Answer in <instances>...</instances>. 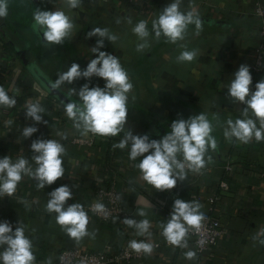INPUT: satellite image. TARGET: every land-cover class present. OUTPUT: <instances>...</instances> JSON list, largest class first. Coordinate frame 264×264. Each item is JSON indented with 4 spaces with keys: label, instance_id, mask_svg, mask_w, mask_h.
I'll return each mask as SVG.
<instances>
[{
    "label": "crops",
    "instance_id": "1",
    "mask_svg": "<svg viewBox=\"0 0 264 264\" xmlns=\"http://www.w3.org/2000/svg\"><path fill=\"white\" fill-rule=\"evenodd\" d=\"M22 1L27 2V0ZM58 1H61L59 6L66 2V0H56ZM253 1L182 0L180 5L182 12L192 11L199 19L221 23L220 30L206 31L209 38L212 35L219 38L216 47L206 45L193 63L187 67L188 71L184 77L178 75L181 72L180 69L184 67L178 61L168 64V56L165 53L155 61L158 65L154 83L150 77L143 79L140 76L145 87L155 85L156 95L158 92L159 96L163 94L168 96L167 101H171L174 106L172 111L175 112L182 101L195 109L181 114L177 112L175 116L169 118H163V115L157 116L161 123H169L173 118L188 119L202 112L213 122L212 136L216 139L217 148L215 151L209 148L206 154V161L208 156H211V162L206 163V171L201 181L195 182L192 172L186 171L187 178L184 182L177 181L176 187L170 191H157L143 180L141 171L136 167L143 157H138L135 161L129 159L131 144L121 150L113 148L114 144L102 140L95 142L94 153L97 159L92 162L96 169L88 174V179H82L77 184L73 175L80 170V167L72 160L83 159L84 150L82 147L71 145L70 140L79 136L81 131L73 127V121L67 117L65 108L46 95L20 63H18L20 67L16 64L17 60L9 48V51L4 49L0 40V56L3 55V59L10 61L13 67L0 72V87H3L7 94L17 101L14 108L0 106V159L9 156L15 162L24 157L29 160L35 170L37 165L31 159L34 155L31 152L33 140L37 138L56 140L66 149V154L62 157L65 174L53 185H46L44 189H39L35 179L25 176L18 184L13 196H0V222L8 221L15 230L17 222L20 221L25 228L26 237L32 242L36 262L41 261L47 264L49 259L53 261L57 251L62 247L77 246L90 250L109 243L112 249L116 250L132 240L152 243L155 240L165 239L161 234L163 231L161 225L166 224L170 217H162L154 205L161 201L165 202L171 214L175 199L200 202L202 198L215 191L217 180L223 179L227 187L216 201L215 213L221 218L226 231L209 250L206 264H264V244L260 243V240H264V142L253 139L250 143L243 144L235 138L226 139L224 136L229 119L235 121L245 118L242 115L244 106L232 101L227 87L234 79V74L239 67L250 64L256 24V19L252 15ZM259 1L264 2V0ZM9 2L13 3V0H7V3ZM172 2L173 0H139L136 11H146V19L152 29V21L157 19L160 12ZM43 3L46 6L49 4L47 0H43ZM147 5H151V9L146 8ZM93 8V0H82L78 10L84 9L82 10L83 19L80 20L81 24L74 23V27L80 25L77 26L78 29L85 32H89L94 27L105 28L106 21L103 18H97L88 12V9ZM157 9L160 11L158 12ZM7 17H9L10 27L13 28L12 34L9 33L8 36L14 40L12 35L18 34L19 23L21 22L22 25L27 23V17L23 15V12L20 14L18 12L15 16L9 11ZM7 17L2 22L3 30L7 28ZM125 20L116 19V22L120 21L122 25L116 22L109 25L115 30L113 34L110 31V34L117 37L118 44L117 49L114 50V46L110 47L111 42L105 39L104 47L107 48V53H115L117 50L121 52L125 48L122 44L123 40H126L127 44L136 46L142 42L136 35H124L122 29ZM109 26L106 28L110 30ZM187 34L185 40L189 41L201 35L193 33L191 28L187 30ZM186 49L194 50L191 46ZM210 60L218 61L216 63L218 66L212 68ZM166 69H170V72ZM214 71L218 74V78L215 77ZM134 80L140 82L138 78ZM28 103H39L44 108L43 119L47 121V124H35L30 119H26ZM155 103L158 101L156 100ZM249 115L251 116V113ZM53 124L58 126L50 132ZM26 126L38 128V131L27 139L22 134ZM164 135L160 132L156 140ZM65 136L66 138H62ZM178 159L183 157L178 156ZM223 163L230 164L231 168L227 173L223 170ZM106 166L115 167L118 175L125 174L124 185L131 187L130 193L125 196L126 206L130 210L128 218L137 221L149 220L152 233L150 238L137 235L136 229L125 225L123 220L99 222L87 213L89 220L87 228L89 233H94V236L85 237L77 243L56 223V213H49L46 210L48 194L63 185L69 187L76 200L67 202L66 206L80 202L87 189L94 186L95 179L105 174ZM139 211H144L147 215L140 217ZM254 237L257 239H253ZM188 251H193V248L190 246L179 250L163 247L160 252L153 250L151 255L143 253L141 258L133 264H192L194 259L189 260L184 255Z\"/></svg>",
    "mask_w": 264,
    "mask_h": 264
},
{
    "label": "clouds",
    "instance_id": "2",
    "mask_svg": "<svg viewBox=\"0 0 264 264\" xmlns=\"http://www.w3.org/2000/svg\"><path fill=\"white\" fill-rule=\"evenodd\" d=\"M66 3L69 8L75 9L81 5L82 0H66ZM181 3L182 0H173L160 12L158 18L152 21V32L157 40L163 36L170 43L176 44L185 39L189 25L196 26L197 35L202 30V22L198 16L192 11L182 12ZM7 15V0H0V18H5ZM33 18L42 32L43 40L49 45H62L72 35L74 24L64 11H42L37 8L34 10ZM128 22L131 23V20L129 19ZM147 23L141 20L132 29L142 41L137 45V51H144L150 47L151 33ZM94 36L98 39L91 51L96 58L91 59L83 70L79 64L73 63L51 85L52 89L57 90L80 79L90 82L93 77H97L105 81L103 88L91 87L90 83L83 84L79 90L68 88L67 96L78 98L69 99L65 104V113L73 121V127L80 130L82 135L91 133L103 137H115L123 132V139L114 144L113 148L123 150L131 144L129 159L135 161L138 157H143L136 167L141 171L143 180L157 191H170L176 187L177 181L184 182L187 178L186 169L193 173H201L206 163L211 162V156H208L207 161L205 159L209 148L213 151L217 148L216 139L212 136L213 126L208 117L202 112L186 120H175L171 124V131L159 140H150L147 134L133 135L132 131L126 128L128 100L133 84L126 70L121 66L119 58L100 51L104 47L105 39L113 44L117 37L110 34L107 28L99 27H94L88 32L86 38ZM197 55V50H185L177 57V61L190 63ZM251 85L252 76L249 66L241 65L227 87L232 101L244 106L242 115L245 118L235 121L229 119L224 136L226 139L235 138L243 144H248L253 139L264 142V80L255 85V91L251 90ZM16 103V99L10 97L5 89L0 87V106L14 108ZM26 109V119H30L35 124H47L43 119L45 110L39 103H28ZM37 131L38 128L34 126H26L22 134L27 139ZM31 152L34 154L31 159L37 165L35 170L24 157L15 162L9 156L0 159V196H13L25 176L35 179L39 189L53 185L64 176L62 157L66 154V149L60 142L37 138L31 143ZM178 156H182L183 160L178 159ZM48 196L46 210L49 213H56V223L71 239L79 243L85 237L94 236V233L88 231L89 220L83 206L79 203L66 206L67 201L73 199V193L67 185L56 188ZM93 207L98 213L106 212L102 203H96ZM201 208L199 202L174 200L170 219L166 224L161 225L163 229L161 234L167 243L179 248L188 247L187 238L190 229L199 232L203 226L205 217ZM138 215L145 217L147 214L139 211ZM123 223L135 228L139 236L150 238L152 235L151 223L147 219L137 221L125 218ZM260 243L264 244V240H260ZM128 247L137 254L145 255H151L154 250L152 243L137 240L130 241ZM0 248L3 249L0 251V264H36L32 242L26 237L25 228L20 221L17 222L15 230L8 221L0 222ZM184 255L189 260L196 257L194 251H188ZM47 264H52L51 259Z\"/></svg>",
    "mask_w": 264,
    "mask_h": 264
},
{
    "label": "built area",
    "instance_id": "3",
    "mask_svg": "<svg viewBox=\"0 0 264 264\" xmlns=\"http://www.w3.org/2000/svg\"><path fill=\"white\" fill-rule=\"evenodd\" d=\"M138 2L139 0H93L94 8L88 9V12L97 18H103L107 26H109L116 22V19L122 18L125 20L129 16L133 17L134 15L131 13H135ZM146 8L151 9V5H147ZM145 13L146 11L143 10L138 11L140 16H136L137 20L149 22L148 19H146ZM100 15L103 17H100ZM116 15H119V18L116 17ZM252 15L256 19V24L254 26L255 42L251 53L249 70L253 77L250 87L252 91H255V85L261 80H264V2L259 0L253 1ZM117 24L122 25L120 21ZM147 26L151 33V25L147 23ZM109 28L113 34L115 30L110 26ZM7 68H13L12 63L4 60L3 55H1L0 72ZM217 75L218 74L215 73L216 78L219 77ZM57 126V124L51 125L50 132L55 130ZM123 137L124 135L122 134L115 137H103L88 133L87 135L80 134L72 138L70 144L82 147L84 150L83 159L72 160V162L80 167V170L74 172L73 175L76 183L78 184L82 179H88V174L96 169L95 164L92 162V160L94 161V159H97L94 153L96 141L102 140L106 143L117 144ZM230 168L229 163H223L224 172L227 173ZM186 171L189 170L186 169ZM205 171L206 168H204L201 173L192 172L195 182L201 181ZM124 182L125 174L121 173L118 175L116 174L115 167L111 168L110 166H106L105 174L95 179L94 186L88 188L84 198L77 203L81 204L84 211L99 222L122 221L130 215V210L125 203V196L130 193L129 189L131 187L125 186ZM226 187L227 184L225 180L218 179L215 184V191L202 198L199 202L202 205L201 212H203L205 217L202 222L203 226L199 232L190 229L187 238L188 247L191 246L196 253V257L192 264H206L207 255L210 252L209 250L226 231V227L221 221V218L215 213L216 201H218L222 193L226 191ZM74 200L73 194V199L67 202H74ZM96 203H102L105 206L106 212H96L93 207ZM154 207L162 217H170V210L165 202L161 201L155 204ZM152 244L154 245V250L158 252H160L163 247L178 248L179 250L188 248L172 246L167 243L165 239L152 241ZM128 245L129 244L120 246L116 250H113L109 243H104L90 250H84L77 246L62 247L57 251L52 264H133V262L141 258L143 253L137 254L130 249ZM0 251H3V249L0 248ZM36 264L44 263L38 261Z\"/></svg>",
    "mask_w": 264,
    "mask_h": 264
},
{
    "label": "rangeland",
    "instance_id": "4",
    "mask_svg": "<svg viewBox=\"0 0 264 264\" xmlns=\"http://www.w3.org/2000/svg\"><path fill=\"white\" fill-rule=\"evenodd\" d=\"M49 2L48 6H47V11H55V10H60V11H64L66 15H68L72 21V23H80V20L83 19L82 15H83V11L84 9L78 10V8L75 9H71L68 7L67 3L65 2L63 5L59 6V4L61 3V1L56 2V0H47ZM13 4L17 5L19 4L20 10L23 12V15H25V17H27L29 20H31L30 26L27 27V23L25 24H21V22L19 23V28L18 30V34L20 35V40L22 42H25L26 44H28L29 46H31L32 50H35L37 48V46L39 45L40 50L44 53L45 58L42 59L44 61L45 64V68L43 69L45 71V73L47 75L50 76H54L56 78H58L59 74L57 73V65L55 60H53L52 55L53 50L48 48V45H44L40 42V40H38L37 38H34L32 31L29 29L30 27L33 28L34 26H36V23L34 21L33 16L28 14V9L27 6L29 5L27 2H23L21 0H13ZM16 7V8H17ZM135 10V9H134ZM80 11V13H79ZM133 14V13H131ZM138 12L135 10V14L133 15H137ZM23 17V16H22ZM100 17H103L102 15H100ZM116 17L119 18V15H116ZM134 17V16H133ZM135 18L137 19V17L135 16ZM117 24V22H116ZM80 26V25H77ZM75 26L73 28V32L72 35L67 39L71 45L73 46L74 50L77 53V58H76V63L80 65L81 70L85 69L87 67V64L89 63V61L91 59H95L96 55L93 54V52L91 51V49L93 47L96 46V41L98 38L91 37V38H83V36H87L88 32H85L84 30L80 31L78 29V27ZM90 26V25H89ZM104 27H108L107 24H104ZM91 30H89L90 32ZM83 34V35H82ZM96 41H93V40ZM93 41V42H92ZM95 42V43H94ZM100 51H106V47H104V49H100ZM113 56H116L117 58H119L121 66H123L124 64L122 63L121 59H122V54L121 52H119L118 50L115 53H109ZM41 60V61H42ZM46 60V62H45ZM156 60H152L149 64V71H148V77H150V79L153 81V83L155 82L154 78H155V70L156 67L158 65V62L155 63ZM19 62L17 61L16 64H18ZM20 67V65H19ZM66 72V71H63ZM127 74L129 76L130 82L133 84V89L131 91V93L129 94V100H128V105H136L137 107H142L143 110H145L147 113L149 114L148 116H164L163 118H169V117H173L177 114V112L181 113H186L184 109H187L186 106L189 105L187 102L182 101V103L179 104V107L177 108V110L174 112L172 111L174 109L173 104L171 103V101H167L168 96L167 95H157L155 94L154 89L155 85L152 84V86H144L145 83L141 80L140 73H130L127 71ZM142 77V76H141ZM140 79L139 81H136L134 79ZM81 81H84L85 83H90L91 87L94 86H99L101 88H103L105 86V81L103 79L97 78V77H93L91 79V81H86L84 79H80L77 80L73 83V87L74 85L79 86V84L81 83ZM135 83L137 85H135ZM72 85V84H71ZM70 86V85H69ZM72 87V86H71ZM72 87V88H73ZM79 88V87H78ZM77 88V89H78ZM79 90V89H78ZM162 94V93H161ZM133 97H135V99H133ZM158 101V103H155V101ZM161 103V104H160ZM136 110H130L128 108V118L131 121H135L138 122L140 124H143L146 122L145 120V116ZM136 123V124H138ZM139 125V124H138Z\"/></svg>",
    "mask_w": 264,
    "mask_h": 264
},
{
    "label": "trees",
    "instance_id": "5",
    "mask_svg": "<svg viewBox=\"0 0 264 264\" xmlns=\"http://www.w3.org/2000/svg\"><path fill=\"white\" fill-rule=\"evenodd\" d=\"M37 8L42 10V11H47V6L44 5L43 0H37ZM8 11L9 12H13L15 14V16L17 15V13L22 12L20 10V8L18 9V7L16 8L15 5L12 2L8 3ZM157 11L159 12L160 10L157 9ZM17 12V13H16ZM138 15V14H137ZM140 16V15H139ZM9 17H7L6 19V31L10 34H12L13 28L10 27V22H9ZM129 19L131 20V23H129ZM202 22V30L199 32V37L197 39H194L193 41H189V40H183V41H178L175 44L170 43L169 41H167V39L163 36H161L159 38V40H157L155 38V34L153 32H151V36L149 37V44L150 47L145 49L144 51H137V46L133 45L131 43L127 44L126 40H123L122 44H124L125 48L122 49L121 54H122V63L124 64L122 67L126 70V72H130V73H140L143 79H148V71H149V64L152 60H156L158 59L162 54H167L168 56V64L169 63H177V57L180 55V53L182 51L187 50L186 47H192V49H196L198 50V53H201L200 51L206 47V45L212 46V48L216 47L217 42L219 41L218 37H213V35L209 38V35L206 34V31H209L210 29L213 30H220V24L218 22H212V21H207V20H202L200 19ZM125 25L122 29V32L124 33L125 36L130 35V36H134L135 34L133 33L132 29L133 27L139 22L135 17H131L128 18L127 20H125ZM106 28V27H105ZM192 29L193 33H197V29L196 26L194 24L189 25L188 29ZM109 30V29H108ZM110 33V30H109ZM186 35H188L186 33ZM192 40V39H191ZM110 43V42H109ZM118 44L117 41H115L113 44L110 43V47H113L114 50H116V45ZM181 45H183L184 47H182ZM55 53H54V59L56 62L57 67H61V69L63 71H67L71 65L72 62H74V60H76L77 58V53L75 52L73 46L71 45V43L66 39L64 41V43L62 45H55ZM5 50H8V48L6 46H4ZM180 49V50H179ZM107 50V48H106ZM9 51V50H8ZM182 65V69H180V74H178L180 77H184L186 72L188 71V66H190V64L193 63L192 62H178ZM210 63L212 65V68L218 66L216 63H218V61L215 60H210ZM167 67V66H166ZM166 71L170 72V69H166ZM128 108L130 110H136L135 112L139 111L141 112L144 116H145V120H149V114H146L147 112L145 110H143L142 107H137L136 105H128ZM187 111H192L195 110L193 107H191L190 105L186 106ZM200 113H196L195 115H199ZM182 119H187V118H182ZM209 121L211 122L212 126H213V122L212 119L208 118ZM178 120L177 118H173L170 120V122L168 124H165L164 126V130L163 133L166 135L167 133H169L171 131V124L173 121ZM172 121V122H171ZM146 123V122H145ZM139 124V123H138ZM156 129V128H155ZM160 134V131L157 132ZM151 140H156V138H150Z\"/></svg>",
    "mask_w": 264,
    "mask_h": 264
},
{
    "label": "flooded vegetation",
    "instance_id": "6",
    "mask_svg": "<svg viewBox=\"0 0 264 264\" xmlns=\"http://www.w3.org/2000/svg\"><path fill=\"white\" fill-rule=\"evenodd\" d=\"M28 3V2H27ZM36 4H37V0H36ZM27 9H28V14L33 16V13L34 11H32V9L30 8V6L28 5L27 6ZM30 23H31V20H29L27 18V27L30 26ZM32 33H33V36L34 38H37L38 40H40V42L44 45H48V48L51 50H53V53H55V45H49L47 44L43 38H42V32L40 31L39 29V26L36 25L34 26L33 28H29ZM4 32V33H3ZM9 33L6 32V30H3V23L0 24V40H1V43L6 46L7 48H9L11 54L14 56V58L24 67L26 64L27 65H36L37 67H39V69L42 71V73L48 77L49 80H51L53 83L55 82L56 77L54 76H50V75H47L45 73V71L43 70L45 68V64H44V61L42 59L45 58V55L44 53L40 50L39 48V45L37 46V48L33 51L31 46H29L28 44H26L25 42H22L20 40V35L19 34H13L12 37L14 38V40H11L8 36ZM16 40V41H15ZM53 57V60L54 59V54L52 55ZM46 59V58H45ZM42 60V61H41ZM23 62L26 63L25 65H23ZM46 62V60H45ZM73 63H76V60H74ZM63 72V70L61 69V67H57V73L60 75L61 73ZM83 84H85L84 81H81V83L79 84V86L76 87V85H74L73 87V84L72 85H63L60 89H62L64 92H67L68 93V88L69 87H73V88H80ZM71 87V88H72ZM78 88V89H79ZM77 89V90H78ZM75 99H78L77 97H73ZM130 120V119H129ZM135 122V121H134ZM135 123H138V122H135ZM165 124H168L167 123H161L158 119H157V116H149V120L146 121V123L143 124H139V126H141L142 128H144V131L142 132L143 134H147L149 136V138H157L160 134L157 133V132H161L163 133V130H164V126ZM156 128V129H155Z\"/></svg>",
    "mask_w": 264,
    "mask_h": 264
},
{
    "label": "water",
    "instance_id": "7",
    "mask_svg": "<svg viewBox=\"0 0 264 264\" xmlns=\"http://www.w3.org/2000/svg\"><path fill=\"white\" fill-rule=\"evenodd\" d=\"M30 8L32 11L37 9L36 0H27ZM4 18H0V24L3 22ZM26 63L23 62V65ZM24 69L27 71V73L32 77V79L35 81L37 86L45 92L49 97H51L54 101H56L58 104H60L62 107L65 108V104L68 103L69 99L76 100L73 97H68L67 92H64L62 89L54 90L52 89L51 85L53 82L46 77L42 71L37 67L36 65H25ZM126 128L132 131L133 135H140L143 136L142 132L144 131V128L136 124L135 122L127 119ZM124 135V133H121Z\"/></svg>",
    "mask_w": 264,
    "mask_h": 264
}]
</instances>
